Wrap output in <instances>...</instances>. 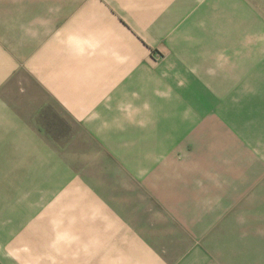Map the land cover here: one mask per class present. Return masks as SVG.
I'll use <instances>...</instances> for the list:
<instances>
[{
  "label": "crops",
  "instance_id": "crops-1",
  "mask_svg": "<svg viewBox=\"0 0 264 264\" xmlns=\"http://www.w3.org/2000/svg\"><path fill=\"white\" fill-rule=\"evenodd\" d=\"M228 10L229 0H0V153L10 138L15 153L45 154L41 184L57 181L66 208L18 211L30 223L0 226V264H180L135 212L133 177L70 196L65 154L99 147L126 174L135 154H197L196 123L213 132L219 119L215 74L227 73L230 55L220 51L215 66L213 27Z\"/></svg>",
  "mask_w": 264,
  "mask_h": 264
},
{
  "label": "rangeland",
  "instance_id": "rangeland-1",
  "mask_svg": "<svg viewBox=\"0 0 264 264\" xmlns=\"http://www.w3.org/2000/svg\"><path fill=\"white\" fill-rule=\"evenodd\" d=\"M224 22L213 27L215 66L220 51L227 49L230 55L227 73L215 74V90L222 94L215 107L219 119L213 132L205 122L193 127L202 136L197 154H135L132 174H126L121 162L112 169L111 156L100 155L99 147L70 145L65 154L75 167L66 170L75 177L65 190L70 196L108 193L115 175L119 181L133 177L135 212L145 211L151 237L174 263L264 264V0H229ZM224 101L230 103L229 115H223L231 119L229 137L220 120L221 110H228ZM11 140L5 139L0 153V226L30 223L18 211L64 209L57 181L41 184L49 173L45 154L15 153ZM84 181L88 185L82 190ZM130 186L122 180L119 189L129 193ZM147 194L150 203L143 202ZM68 208L77 209L78 203ZM135 219L142 218L138 214Z\"/></svg>",
  "mask_w": 264,
  "mask_h": 264
}]
</instances>
